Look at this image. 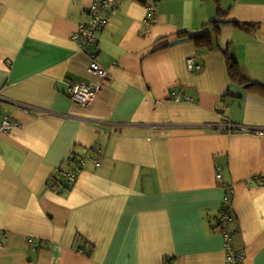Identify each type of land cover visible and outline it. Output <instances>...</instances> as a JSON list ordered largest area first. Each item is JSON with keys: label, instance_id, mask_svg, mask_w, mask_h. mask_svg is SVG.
<instances>
[{"label": "crops", "instance_id": "1", "mask_svg": "<svg viewBox=\"0 0 264 264\" xmlns=\"http://www.w3.org/2000/svg\"><path fill=\"white\" fill-rule=\"evenodd\" d=\"M93 1L0 0V122H16L0 131V264H229L216 217L227 196L232 250L264 264V94L231 85L219 49L177 34L217 0H160L148 30L146 6L118 0L91 47L106 79L74 36ZM220 5L222 49L264 83V0ZM90 81V106L69 97ZM98 140L100 166L46 187L76 144Z\"/></svg>", "mask_w": 264, "mask_h": 264}, {"label": "trees", "instance_id": "2", "mask_svg": "<svg viewBox=\"0 0 264 264\" xmlns=\"http://www.w3.org/2000/svg\"><path fill=\"white\" fill-rule=\"evenodd\" d=\"M100 1H103L102 7L105 6L103 9V12L93 11L90 5H87V7L84 10L85 13L88 14L89 21L87 25L83 27L89 28L92 30L91 39L87 40L86 38L82 37L83 36L82 28L79 31H77V33L74 34V36L80 37L78 41L80 42V44L82 43L85 46V50H87V52L90 53L91 57L94 56L92 60L96 61L98 64L99 62L95 58L96 52L91 47H94V44L96 43V37H97L96 35H98L101 32V30L110 21L109 19L110 12L106 11V9L109 10L112 7H116L118 0H113L112 2H109L107 5L105 3L106 0H100ZM136 1L146 6L148 15L155 14L153 17L155 21H158L157 15H158L159 7H160V3H159L160 0H136ZM216 6H217L216 11L213 9L211 12H207L208 19L205 21V23L202 24V26L199 29L197 30L190 29L189 31L181 30L177 34L183 38L188 37V38L194 39L196 47L199 49H204L205 51H213V50L219 49L226 59L227 72L231 80V85L237 84V87L242 86L245 90L258 91L264 94V83L252 81L243 73L241 64L238 61V58L234 50L230 48L229 46L222 49L221 37H222V25L224 21L223 18L228 15V11L223 10V8L220 5V0H217ZM95 13L100 15L102 18H106V21L100 22V23H94L93 20L96 19V17L94 16ZM151 24L145 23L144 24L146 27L145 30L146 29L148 30ZM236 24L242 25L243 27L256 25V24H252L248 22H240V21L236 22ZM191 31L194 33L191 34ZM76 84L77 83H73L71 87L72 86L74 87ZM110 132H113V130H111ZM106 146L107 144L103 145V143L99 140L92 146L76 144L74 148L72 149L70 155L67 157V159H65L60 164V166L54 169L52 173L49 175L47 179L46 187H48L49 189H53V190L56 189V191H59V192L71 189L72 184L75 181L70 183L68 179L65 178L64 174L70 170H75V172L77 171L78 173L79 170L84 169L86 167V163L88 161L94 160L98 156L100 149L102 150V153H103L104 148H106ZM104 158H105V154H104V157L101 159L100 164L104 160ZM100 164L98 166H100ZM219 170H220V167H219ZM220 173L222 172L220 171ZM223 212L229 213V217L226 218V220L221 219V214ZM216 217H217V225L219 226L220 231L223 234H226V233L230 234L233 240V236L229 228V221L232 217L231 203L229 200L226 201V203L221 208V210L219 211ZM232 240H231L230 245L232 244ZM93 248L94 246L89 247V250L87 251L89 256L93 255ZM234 252H241V251L234 249Z\"/></svg>", "mask_w": 264, "mask_h": 264}, {"label": "built area", "instance_id": "3", "mask_svg": "<svg viewBox=\"0 0 264 264\" xmlns=\"http://www.w3.org/2000/svg\"><path fill=\"white\" fill-rule=\"evenodd\" d=\"M113 0H106L105 3L106 5L109 2H112ZM102 3L103 1H100L99 3H93L90 4V7L93 11L97 12H103V9L105 6L102 7ZM155 14L152 15H148L147 18L145 19V23L151 24L154 23V16ZM94 16L96 17L94 21V23H100V22H105L106 18H102L100 15L98 14H94ZM82 32H83V38H86L87 40H90L92 37V30L89 28H82ZM75 38L78 40L80 37L75 36ZM80 47L85 50V46L81 43ZM94 56L91 57V61L89 64V69L92 73H94L95 75H97L100 79H106L109 77V73L107 72L106 69H104L101 65H99L96 61L92 60ZM196 62L195 60L191 57L188 59V65L190 67L191 70H194L197 65H195ZM200 66V65H199ZM100 87V83L97 81H90L88 83L86 82H82V83H77L74 87L72 86L71 89L69 90V97L71 99H73L74 101L80 103L83 106H90L93 101L94 98L97 95L98 89ZM13 123L11 122V120L9 119V117L6 115L4 116L3 122L0 125V130L8 132L10 130V128L12 127ZM104 157V154L102 153V150H99V154L98 156L94 159V162L96 165L100 164L101 159ZM217 179L220 181L222 178V173L217 172ZM65 178L68 179V181L70 183L74 182L76 180V172L75 170H70L67 173L64 174ZM56 190V189H55ZM229 200L230 201V196H227V198L225 199V201ZM226 203V202H225ZM229 217V213L227 212H223L221 214V219L226 220V218ZM227 242V250L229 251V255L227 256V261L229 264H243L244 260H245V253L243 252H234L230 246V240H231V235L226 233L224 234Z\"/></svg>", "mask_w": 264, "mask_h": 264}, {"label": "bare ground", "instance_id": "4", "mask_svg": "<svg viewBox=\"0 0 264 264\" xmlns=\"http://www.w3.org/2000/svg\"><path fill=\"white\" fill-rule=\"evenodd\" d=\"M83 162V161H82ZM80 171V170H79ZM78 171V172H79ZM78 176V173H77V171H76V177ZM90 246H94V248H93V254L95 253V249H96V246L92 243V242H90V241H88V240H85V242L84 243H81V247H82V250L84 251V253H86L87 255H88V250H89V247Z\"/></svg>", "mask_w": 264, "mask_h": 264}, {"label": "rangeland", "instance_id": "5", "mask_svg": "<svg viewBox=\"0 0 264 264\" xmlns=\"http://www.w3.org/2000/svg\"><path fill=\"white\" fill-rule=\"evenodd\" d=\"M100 2V0H94L93 2H91L90 4H93V3H99ZM89 4V5H90ZM157 21H155L154 20V23H156ZM90 70V69H89ZM95 99V98H94ZM8 116L9 117V119L11 120V122L13 123V125H12V127L10 128V130L13 128V126L16 124V122L15 121H13L12 119H11V117H10V115L9 114H5L4 116ZM4 116H3V118H2V121L0 122V125L2 124V122H3V119H4ZM9 130V131H10ZM0 131H2V130H0ZM224 206V205H223Z\"/></svg>", "mask_w": 264, "mask_h": 264}, {"label": "clouds", "instance_id": "6", "mask_svg": "<svg viewBox=\"0 0 264 264\" xmlns=\"http://www.w3.org/2000/svg\"><path fill=\"white\" fill-rule=\"evenodd\" d=\"M73 100V99H72ZM74 101V100H73Z\"/></svg>", "mask_w": 264, "mask_h": 264}]
</instances>
